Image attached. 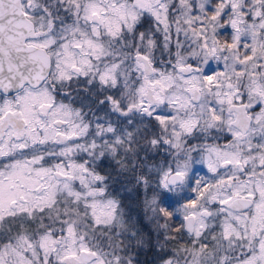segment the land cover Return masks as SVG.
Wrapping results in <instances>:
<instances>
[{"label": "snow or ice", "instance_id": "1", "mask_svg": "<svg viewBox=\"0 0 264 264\" xmlns=\"http://www.w3.org/2000/svg\"><path fill=\"white\" fill-rule=\"evenodd\" d=\"M146 248L264 264V0H0V264Z\"/></svg>", "mask_w": 264, "mask_h": 264}, {"label": "rangeland", "instance_id": "2", "mask_svg": "<svg viewBox=\"0 0 264 264\" xmlns=\"http://www.w3.org/2000/svg\"><path fill=\"white\" fill-rule=\"evenodd\" d=\"M145 231H148V226L146 224L143 225ZM141 264H154V254L150 248L144 249L141 255L138 257Z\"/></svg>", "mask_w": 264, "mask_h": 264}]
</instances>
